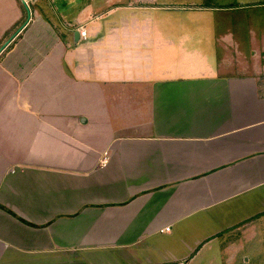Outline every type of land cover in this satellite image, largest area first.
<instances>
[{"label": "crops", "instance_id": "obj_1", "mask_svg": "<svg viewBox=\"0 0 264 264\" xmlns=\"http://www.w3.org/2000/svg\"><path fill=\"white\" fill-rule=\"evenodd\" d=\"M4 1L0 264H212L264 230V0Z\"/></svg>", "mask_w": 264, "mask_h": 264}, {"label": "rangeland", "instance_id": "obj_2", "mask_svg": "<svg viewBox=\"0 0 264 264\" xmlns=\"http://www.w3.org/2000/svg\"><path fill=\"white\" fill-rule=\"evenodd\" d=\"M3 0H0V32L3 30L2 26L4 27L3 23L4 19H8V22L5 24H8L11 19L14 18V16L16 15V11L13 10V8H9V6H7V2L6 0L4 1V7L6 8V6L8 8L3 9V4H2ZM124 1V0H123ZM178 3L182 2V1H194V2H200V3H204V2H226L227 0H176ZM25 2L27 3V0H25ZM156 14H154V18L153 21L155 23H168V33L170 34H175L178 31V27L176 25L170 24L169 22H173L176 23L178 22L179 17L181 16V14H179L178 12H166V11H155ZM188 14H186L183 18L182 21H198L200 19L201 22H226L227 20H231V21H235L236 19V15L233 17H229L226 16L225 14H223L222 12H216V14H213L211 16V21L210 20V16L206 13H201L198 14L197 18L196 16H187ZM190 18H196V19H190ZM10 24V23H9ZM10 29L8 30V35L7 36H2L0 34V47L6 42L7 37H9L10 34L13 33V31L15 29L14 25H12V27H9ZM12 32V33H11ZM17 35V34H15ZM16 37V36H15ZM14 37V39H15ZM6 47H10L9 45H7ZM5 47V48H6ZM77 100L74 99V95L71 101V104L68 105V107L65 110V116L66 118H71L72 114L74 115V113L76 112V108L74 103ZM89 113L93 112L88 110ZM87 114V113H86ZM95 114V113H94ZM87 116V115H86ZM85 118V117H83ZM81 121V118H80ZM89 131L93 132V128H91V124H89ZM94 137V136H93ZM56 149H60V146H57ZM235 240V239H234ZM236 243H238V245H234L233 249L231 251L228 252V255L223 254H219V256L216 259L215 263L212 264H264V230H262L260 227L253 232H249L244 238L236 240ZM228 257L227 261H225V258ZM231 258V259H230Z\"/></svg>", "mask_w": 264, "mask_h": 264}, {"label": "water", "instance_id": "obj_3", "mask_svg": "<svg viewBox=\"0 0 264 264\" xmlns=\"http://www.w3.org/2000/svg\"><path fill=\"white\" fill-rule=\"evenodd\" d=\"M25 2V0H23ZM26 8H27V19L30 18V10L28 8V6L26 5ZM24 26V25H23ZM74 36L75 38H78L79 36V32L78 31H75L74 32ZM15 37V34L12 35V37H10L8 40H6V42L0 47V52L11 42V40Z\"/></svg>", "mask_w": 264, "mask_h": 264}, {"label": "built area", "instance_id": "obj_4", "mask_svg": "<svg viewBox=\"0 0 264 264\" xmlns=\"http://www.w3.org/2000/svg\"><path fill=\"white\" fill-rule=\"evenodd\" d=\"M80 33H81V35H82L83 37H86V30H85V29L81 28V29H80Z\"/></svg>", "mask_w": 264, "mask_h": 264}, {"label": "trees", "instance_id": "obj_5", "mask_svg": "<svg viewBox=\"0 0 264 264\" xmlns=\"http://www.w3.org/2000/svg\"><path fill=\"white\" fill-rule=\"evenodd\" d=\"M16 32H17V31H15V33H16ZM12 35H14V34H12ZM12 35H11L10 37H12ZM17 36H19V34H18ZM17 36H16V37H17ZM10 37H9V38H10ZM9 38H8V39H9ZM12 43H13V41L11 40V42L8 44L10 47H8V48H11V47L13 46Z\"/></svg>", "mask_w": 264, "mask_h": 264}]
</instances>
